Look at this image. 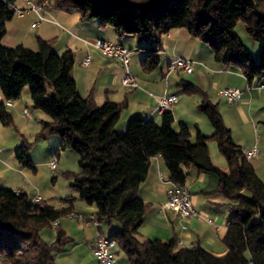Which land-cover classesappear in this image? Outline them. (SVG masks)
Returning a JSON list of instances; mask_svg holds the SVG:
<instances>
[{
    "label": "trees",
    "instance_id": "obj_1",
    "mask_svg": "<svg viewBox=\"0 0 264 264\" xmlns=\"http://www.w3.org/2000/svg\"><path fill=\"white\" fill-rule=\"evenodd\" d=\"M51 8L75 11L79 21H96L118 38H132L144 52L141 66L146 73L159 65L157 38L171 30H184L209 47L214 61L236 67L250 85L264 78V0H50ZM14 18V0H0V124L11 126L5 102H16L29 88L32 109L48 117L41 122L38 137L57 136L59 151L77 155L78 173L72 175L76 197H67L56 209L43 200L32 203L25 193L0 187V257L4 264H56L69 238L59 221L73 213L78 200L94 207L99 224H116L106 237L115 242L131 264H264V182L256 175L242 149L232 141L218 106L202 94L198 110L208 119L213 134L199 132L194 141L188 128L173 129L171 112L162 114L161 124L131 119L118 131L126 103L106 100L98 107L92 94L79 95L70 77L73 53L54 51L55 40L37 39L32 51L18 45L5 48L1 40L6 24ZM242 22L247 34L259 45L257 61L235 35ZM214 142L224 158L229 175L214 168L208 144ZM19 166L35 171L26 143L14 154ZM161 157L167 181L184 187L186 170L213 174L215 193L226 200L230 219L222 242L227 253L216 257L197 247L179 248L175 240H141L139 228L148 205L137 196L149 164ZM58 222L53 228L52 224ZM43 229H55L52 243L40 237Z\"/></svg>",
    "mask_w": 264,
    "mask_h": 264
},
{
    "label": "crops",
    "instance_id": "obj_2",
    "mask_svg": "<svg viewBox=\"0 0 264 264\" xmlns=\"http://www.w3.org/2000/svg\"><path fill=\"white\" fill-rule=\"evenodd\" d=\"M28 2L32 5H39L41 0H28ZM14 7L25 10L27 4L24 0H21V4L17 7L14 0ZM25 16L27 17V22H29V28L26 27L22 20ZM46 18L49 21L42 22L34 29L37 31L34 33L33 38L30 36V31L34 30H31L30 26L36 22L37 18L35 14L25 13L23 17L17 18V20L12 19L6 24V33L1 40V45L5 48H14L22 45L27 49L35 51L37 49V39L44 41L55 40L54 51L58 55L68 50L72 53L79 51L81 53L79 61L82 70L78 72L74 68L73 59L70 77L75 82L79 95L82 98H87L92 94L97 106L103 105L106 100L113 103H126V109L121 113L118 123L117 129L119 132L125 130L127 121L131 119H147L155 122L157 125L161 124L162 114L155 110V106L157 99L167 94L178 98L177 103L170 109L174 120L173 129L175 131L178 129V124L182 123L188 128L192 141H194L198 132L204 136H211L213 133L207 135L199 129L194 134L186 121L191 117L197 120L195 114L198 111L202 94L205 95L204 89L199 84L201 81H206L210 78L207 74L208 72H205L204 69L211 70V73L214 72L215 76L211 77L210 80L213 90L221 86L224 88H236L242 93L241 102L232 108L229 107L232 117L239 121L242 126L246 121L245 110L255 103L254 99L258 96V93L260 101L264 102V90L258 89V86L261 85L258 83L264 78L255 79L257 83L254 84L255 80H253L249 85L238 68L233 66L226 67L215 61L213 63L211 58H214L211 52L206 57L205 47L207 46L191 38L184 30H171L158 35V67L149 73L144 72L142 74L135 71L133 76L138 82L139 89L128 90L121 85V65L116 61L104 58L99 53L100 57L91 59V53L94 50L91 44L97 40H102L126 48L124 42L127 41L130 48L126 49L130 52L131 64V48H138L137 58L139 61L144 58V52L139 49L137 41L128 37L118 38L112 29H102L96 21L82 24L79 21L78 13L75 11L50 8ZM75 53H73V56ZM87 57L90 59V66L83 68L81 63ZM178 58L191 61L194 68L193 73L190 75L177 74L173 75V77L172 75L166 77L167 65ZM181 76H190V81H184ZM178 80L179 82H177ZM216 97L224 102V100L217 96V93ZM2 100L3 98L0 94V102ZM13 106L14 104L12 103ZM195 128H197V125H195ZM226 128L229 129L228 127ZM260 128L264 131V123H260ZM262 136H264V133H262ZM231 137L233 143L242 150L257 146L259 156L253 159L255 161L252 163V166L257 177L264 182V179L260 177V174L264 172V143H262V140L258 138L255 143L246 144L242 138L235 139L232 132ZM211 162L219 172L229 175L226 162L220 165L214 163L212 159ZM159 173L163 176L164 180H167L168 172L164 162L161 157H156L150 162L147 177L139 186L137 192L138 198L148 205L143 223L139 228V238L141 240H159L162 242L175 240L179 248L193 250L199 247L216 257L224 256L227 250L222 242V238L226 232V226L231 214L225 206L226 200L223 196L215 193L217 188L216 176L199 173L194 168L186 170L185 188L190 194L191 202L199 217H193L184 224L179 221L175 212L170 210L159 211L158 209L160 205L166 202V190L169 187L167 181L159 178ZM12 191L24 193L20 190ZM35 197H39L42 201L39 195H33L31 199ZM73 212L78 213L81 219L76 217L71 218L75 219L76 222H72L71 219L62 220V222L60 220L59 229L69 238V243L73 242L75 244H73L74 246L69 251H66L65 247L64 251L55 257L56 263L60 262L59 259L63 257L60 255H69L78 249H82L87 256L95 261L92 256V250L96 239L101 236L108 237L110 232L116 229L115 223L108 225L99 224L97 228L86 224L90 216L95 215L96 210L94 207L86 205L82 208L81 206L78 210L73 208ZM183 226L186 227L185 230L182 229ZM116 248L115 246L113 249ZM112 254L115 257V264H131L122 251L118 252L114 250ZM0 261L2 262L1 257Z\"/></svg>",
    "mask_w": 264,
    "mask_h": 264
},
{
    "label": "rangeland",
    "instance_id": "obj_3",
    "mask_svg": "<svg viewBox=\"0 0 264 264\" xmlns=\"http://www.w3.org/2000/svg\"><path fill=\"white\" fill-rule=\"evenodd\" d=\"M15 2L16 6L19 7L21 0H15ZM13 19L17 20V17H14ZM22 20L26 27L29 28L27 17L25 16ZM36 31L37 30L30 31V36H32L31 38H33ZM234 33L239 38L245 49H247L255 61H257L260 47L247 34L242 22H239L236 25ZM124 46L127 49L130 48L127 41L124 42ZM205 48L207 57L211 51L209 47ZM131 51L132 56L129 68L130 73L134 75L133 73L136 71L143 74L144 71L141 66L142 60L139 61L137 58V54L139 52L138 48H131ZM96 57H100V55L94 49L91 53V59H95ZM80 59L81 53L78 51L74 55V68L77 69L78 72L82 70L80 67ZM211 60L215 63L214 59L211 58ZM204 71L208 72L207 74L210 78L206 81H201L199 85L202 89H204V94L207 99H209L212 104H216L218 106V111L222 117L223 123L226 127L231 129L230 131L233 133V137L235 139H244V143L246 144H253L258 138L262 140V143H264V136H262L264 131L260 128V123H264V104H262L264 102L260 101L259 93L254 99L255 103L245 110L244 115L246 121L242 126L239 121L232 117L230 114L231 109L225 104V102L216 97V93L219 90L224 89V87L219 86L215 90L211 88L210 80L211 77L215 76L214 72L211 73V70L209 69H204ZM181 78L186 82L190 81V76H181ZM177 82H179V80ZM256 83L257 80L254 81V84ZM258 84L264 85V79H261ZM13 104L14 106L12 108L7 109L12 118L11 126L3 127L0 124V187L7 190H20L26 193L30 199L33 195H39L48 205L53 206L56 209H60L64 206L62 203L63 200L70 196L76 197V194L73 192L71 186L73 183L72 175L77 174L79 171L77 165V155L73 151H59L60 139L57 136H50L46 139L38 137L41 122H46L49 119L40 111L32 109L28 87H25L21 94V98ZM24 108L28 109L30 118L23 115ZM195 116L197 120L193 117L186 120L187 125L192 129L194 134H196L197 129H199L202 133L211 135L213 133V129L207 117L199 110ZM195 125H197V128H195ZM23 143H26L29 159L32 166L35 168V171L19 166L15 160V150ZM208 150L210 158L214 163L220 165L225 162L222 155L218 152L217 146L214 142H210L208 144ZM53 158L57 161V170L54 174L51 172L49 167V163ZM254 161L255 160H251L250 163L252 164ZM260 175V177L264 179V172ZM73 205L77 210L78 208H81V206L82 208L86 206L83 202L78 200ZM62 220L70 219L65 217L61 219V222ZM71 220L72 222H76L75 219ZM40 237L43 241L52 243L55 237V229H43L40 232ZM73 244L75 243H67L65 245L66 251L71 250L74 246ZM114 250L121 252L118 248L113 249L112 252ZM60 256L63 257H61V260L59 259L60 262L56 264H97L96 261L87 256L82 249H78L76 252L69 255ZM0 264L4 263L0 261Z\"/></svg>",
    "mask_w": 264,
    "mask_h": 264
},
{
    "label": "built area",
    "instance_id": "obj_4",
    "mask_svg": "<svg viewBox=\"0 0 264 264\" xmlns=\"http://www.w3.org/2000/svg\"><path fill=\"white\" fill-rule=\"evenodd\" d=\"M27 4V8L18 9L14 7V17L21 18L25 13H33L36 15V22L31 24L30 29H36L42 22L49 21L46 18V15L51 8L50 0H41L39 5H32L28 0H24ZM51 22V21H50ZM93 49H95L99 54L104 58L112 61H116L121 65L122 68V77L121 85L128 90H137L139 89L138 82L136 78L130 73V52L118 44L108 43L102 40H97L91 44ZM81 66L83 68H88L90 66L89 57L85 58ZM193 63L185 59H175L171 61L166 67V77L170 75H190L193 73ZM250 89V88H248ZM259 90H264V85L258 86ZM242 93L236 88H224L217 92V96L224 100L225 104L232 108L235 105L241 102ZM178 98L174 95L164 94L156 101L155 110L160 113L170 112V109L173 105L177 103ZM5 107L11 108L12 102H5ZM23 115L30 118V113L27 108H24ZM242 155L247 161H251L259 156V150L257 146H253L250 149L242 150ZM49 167L51 172L54 174L57 170V161L53 158ZM159 178L163 181V176L159 173ZM168 182V181H167ZM169 187L166 190V202L158 207L159 211L170 210L177 214V217L180 222L187 223L193 217H199V214L193 207L191 202L190 194L188 190L184 187H178L169 183ZM40 201L39 197L32 199V203H38ZM78 218L81 219V216L78 213H71L67 218ZM89 226L98 227V222L95 215L90 216L89 220L86 222ZM58 226V222H54L52 227L55 228ZM183 230L186 229L185 226L182 227ZM181 244V243H179ZM115 247V242L110 241L106 237H98L94 243V248L92 250V256L97 262V264H115V257L112 254V249Z\"/></svg>",
    "mask_w": 264,
    "mask_h": 264
}]
</instances>
